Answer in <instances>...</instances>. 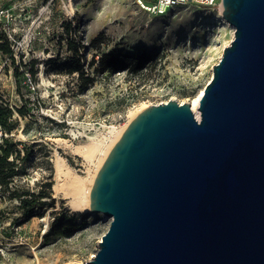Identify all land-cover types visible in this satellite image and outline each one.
I'll use <instances>...</instances> for the list:
<instances>
[{
	"label": "rangeland",
	"instance_id": "obj_1",
	"mask_svg": "<svg viewBox=\"0 0 264 264\" xmlns=\"http://www.w3.org/2000/svg\"><path fill=\"white\" fill-rule=\"evenodd\" d=\"M215 11L190 4L152 15L136 0H0V30L14 52L13 62L0 53V97L16 120L9 136L29 151L12 183L33 191L51 171L55 210L63 206L79 223L70 236L46 239L52 209L24 220L17 200L2 198L0 190V264H88L110 220L73 210V197L52 189L57 157L88 178L102 162H96L101 154L88 161L76 150L88 136L126 125L151 104L189 102L233 37V27ZM67 41L79 46L84 71L93 78L83 88L78 74L66 71L73 56ZM100 53L140 54L145 63L139 72L109 73L98 66ZM22 105L20 115L15 108Z\"/></svg>",
	"mask_w": 264,
	"mask_h": 264
},
{
	"label": "water",
	"instance_id": "obj_2",
	"mask_svg": "<svg viewBox=\"0 0 264 264\" xmlns=\"http://www.w3.org/2000/svg\"><path fill=\"white\" fill-rule=\"evenodd\" d=\"M233 37L199 97L138 111L95 172L88 264H264V0H220Z\"/></svg>",
	"mask_w": 264,
	"mask_h": 264
},
{
	"label": "trees",
	"instance_id": "obj_3",
	"mask_svg": "<svg viewBox=\"0 0 264 264\" xmlns=\"http://www.w3.org/2000/svg\"><path fill=\"white\" fill-rule=\"evenodd\" d=\"M78 44V43H77ZM67 46L72 51V57L66 61L68 64L67 73L71 74L76 72L79 76V86L81 88L89 84L93 78L85 73L83 65L81 64V56H79V46L74 45L72 41H67ZM0 53L8 56L11 61H14L13 49L11 42L6 36L5 32L0 30ZM75 57V58H74ZM74 58V59H73ZM74 61L72 64L71 62ZM100 69L107 70L113 73L118 70H126L127 72H139L143 68L144 58L142 55H122L100 53L97 59ZM31 65V64H30ZM29 65V66H30ZM30 76H35V70L29 68ZM23 105L15 108L18 114H25ZM16 120L12 118V107L7 102L3 101L0 97V190L1 197L17 200V208L20 211L21 217L28 220L31 217H43L45 211L51 208L52 220L49 229L44 233V238L50 236H70L74 230L79 226L76 222V214H68L65 208L61 206L60 211L55 210V200L52 197L50 179L52 173H48V178L45 181H40L37 189L30 191L23 188L21 185L12 183L14 178L21 174L20 161L26 159L29 151L17 147L16 142L9 136V133L14 129ZM12 186L9 187V184Z\"/></svg>",
	"mask_w": 264,
	"mask_h": 264
},
{
	"label": "bare ground",
	"instance_id": "obj_4",
	"mask_svg": "<svg viewBox=\"0 0 264 264\" xmlns=\"http://www.w3.org/2000/svg\"><path fill=\"white\" fill-rule=\"evenodd\" d=\"M213 16L220 17L221 19H223L221 10L217 12L215 11L213 13ZM202 91L203 88H200L197 93L189 100L191 110L193 111L196 118L199 117L198 103ZM136 112L137 111H134V113L131 112L130 118ZM124 127V124L120 125L119 127L117 125H107L105 129V134L102 132L100 134V137H98L97 134L93 136H88L86 143L77 146L76 150L81 154L84 159H87L88 161L97 158V155L101 154L100 157H98L97 159L98 161H96L101 162L103 161L104 157L106 156L109 149L111 148V146L113 145V143L115 142ZM106 141H108V143H106ZM99 164L97 165L98 167ZM98 167H96L94 172L90 174L88 178H82L74 174L71 168L64 162L61 157H57L55 161L56 183L53 184L52 189L55 192H59L58 190L61 189L65 195H71V197H73V200L70 201V207L73 210L88 209V195L95 172Z\"/></svg>",
	"mask_w": 264,
	"mask_h": 264
},
{
	"label": "built area",
	"instance_id": "obj_5",
	"mask_svg": "<svg viewBox=\"0 0 264 264\" xmlns=\"http://www.w3.org/2000/svg\"><path fill=\"white\" fill-rule=\"evenodd\" d=\"M136 4L140 9L152 15H163L175 7L190 4L221 10L220 0H136Z\"/></svg>",
	"mask_w": 264,
	"mask_h": 264
}]
</instances>
